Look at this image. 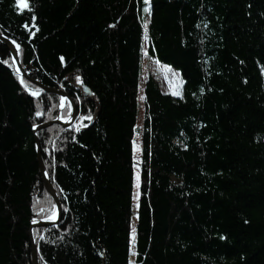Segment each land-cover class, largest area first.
<instances>
[{"label": "trees", "instance_id": "1", "mask_svg": "<svg viewBox=\"0 0 264 264\" xmlns=\"http://www.w3.org/2000/svg\"><path fill=\"white\" fill-rule=\"evenodd\" d=\"M149 2L145 28L144 0H0L27 76L0 42V264H32L31 223L55 211L33 129L72 111L29 80L77 110L36 132L61 207L32 231L37 264H264V0ZM146 55L179 72L181 97L145 74Z\"/></svg>", "mask_w": 264, "mask_h": 264}, {"label": "rangeland", "instance_id": "2", "mask_svg": "<svg viewBox=\"0 0 264 264\" xmlns=\"http://www.w3.org/2000/svg\"><path fill=\"white\" fill-rule=\"evenodd\" d=\"M147 7L149 9L148 12L144 11V8ZM141 15L143 18L144 24L146 25L149 16H150V2L148 4L144 3V7L141 10ZM144 71L145 74L151 75L159 84L161 90L164 93H167L173 97L179 98L182 96V86L183 82L179 72L169 66L161 65L154 59H151L148 55L144 58ZM136 122L134 126V136L132 139V154H133V172H134V182H133V210L136 212L138 206V171H139V161H140V141H141V129L143 125V111H144V93L143 86L141 85L137 91L136 96ZM62 106V105H61ZM59 118V117H58ZM61 119V118H59ZM65 120V119H61ZM131 255L130 262L133 263L134 260V232L133 227L131 230Z\"/></svg>", "mask_w": 264, "mask_h": 264}, {"label": "water", "instance_id": "3", "mask_svg": "<svg viewBox=\"0 0 264 264\" xmlns=\"http://www.w3.org/2000/svg\"><path fill=\"white\" fill-rule=\"evenodd\" d=\"M0 42L5 47H7L9 49L10 54H11V58H12L13 67H14L15 71L17 73H19L22 77H25L27 79V76H26L23 68L21 67V65L19 63L18 49L16 48L15 43H13L12 40L7 39L6 37H4L1 34H0ZM29 81L32 84H34L37 87H39L44 93L55 94V95H58L60 98L63 97L64 98V103H65V101H68L71 104V107H72L71 115H70L69 118H67L65 120H61V119L57 118V119H55L53 121H50L48 123L41 124V125H39V126H37V127H35L33 129L34 136H35V143H36L37 161H38L40 174H41V177L43 179V183H44V186H45V189H46L47 193L50 195V197L55 202V212L48 220H42V221H38V222L35 221L30 226L32 264H37V254H36L35 241L33 239L32 231L35 228H42V227L43 228H50V227L52 228V227L57 226L59 221H60V219H61V207H60V203H59L57 194H56L55 190L53 189L52 185L50 184V181L48 179L47 173L45 171V168H44V165H43V162H42V159H41V153H40V148H39V140L36 137V132L38 130L46 129V128L54 126V125L60 126L62 128L72 127L75 124L76 120H77V110H76L75 103L65 93H63L62 91L44 87L41 84H39L38 82H35L33 80H29ZM62 108H63V105L61 106V109Z\"/></svg>", "mask_w": 264, "mask_h": 264}, {"label": "snow or ice", "instance_id": "4", "mask_svg": "<svg viewBox=\"0 0 264 264\" xmlns=\"http://www.w3.org/2000/svg\"><path fill=\"white\" fill-rule=\"evenodd\" d=\"M144 3L145 4H148L149 3V0H144ZM16 7L18 8V9H21V10H31V5H30V3H29V0H16ZM144 11L145 12H148L149 11V9L147 8V7H145L144 8ZM32 19L34 20L35 19V17H32ZM207 25H205V27H206ZM25 27L27 28V25H25ZM147 27V25H145V28ZM13 43H15L14 41H13ZM16 47H17V49H19V45L17 44L16 45ZM63 57H61V61H63ZM5 63H6V61H5ZM262 74H264V72H262ZM78 81L80 80V77H77L76 78ZM21 83H24V81L23 80H21ZM31 94H33V95H39V93H31ZM63 103H64V98L63 97H61V104L63 105ZM135 230L133 229V232H134ZM222 239H223V237H221Z\"/></svg>", "mask_w": 264, "mask_h": 264}, {"label": "bare ground", "instance_id": "5", "mask_svg": "<svg viewBox=\"0 0 264 264\" xmlns=\"http://www.w3.org/2000/svg\"><path fill=\"white\" fill-rule=\"evenodd\" d=\"M15 45H16V43H15ZM17 48V47H16ZM11 55V54H10ZM57 90V89H56ZM60 104H61V101H60ZM65 104V103H64ZM64 104H63V107H64ZM62 105V104H61ZM55 212V211H54ZM54 214V213H53ZM52 214V215H53ZM49 219V218H48ZM48 219H46V220H48ZM35 222V221H34ZM38 222V221H37ZM33 223V222H32ZM31 223V224H32ZM43 228V227H42ZM51 228V227H50ZM32 235H33V233H32ZM33 239H34V237H33ZM34 241H35V239H34ZM35 248H36V243H35ZM36 254H37V249H36Z\"/></svg>", "mask_w": 264, "mask_h": 264}]
</instances>
